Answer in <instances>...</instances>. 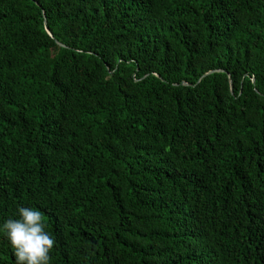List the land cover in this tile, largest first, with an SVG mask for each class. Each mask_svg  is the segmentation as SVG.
Here are the masks:
<instances>
[{
    "label": "trees",
    "instance_id": "obj_1",
    "mask_svg": "<svg viewBox=\"0 0 264 264\" xmlns=\"http://www.w3.org/2000/svg\"><path fill=\"white\" fill-rule=\"evenodd\" d=\"M19 207L49 264H264V0H0Z\"/></svg>",
    "mask_w": 264,
    "mask_h": 264
},
{
    "label": "clouds",
    "instance_id": "obj_2",
    "mask_svg": "<svg viewBox=\"0 0 264 264\" xmlns=\"http://www.w3.org/2000/svg\"><path fill=\"white\" fill-rule=\"evenodd\" d=\"M17 211L18 218L6 220L0 229L13 249L15 264H49L56 241L45 231L43 214L29 207Z\"/></svg>",
    "mask_w": 264,
    "mask_h": 264
},
{
    "label": "water",
    "instance_id": "obj_3",
    "mask_svg": "<svg viewBox=\"0 0 264 264\" xmlns=\"http://www.w3.org/2000/svg\"><path fill=\"white\" fill-rule=\"evenodd\" d=\"M253 82V81H252Z\"/></svg>",
    "mask_w": 264,
    "mask_h": 264
}]
</instances>
